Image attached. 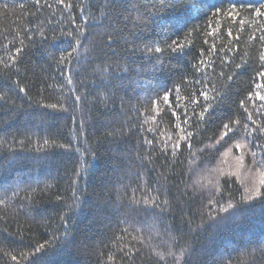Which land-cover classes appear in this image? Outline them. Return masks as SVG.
<instances>
[{
  "label": "trees",
  "instance_id": "trees-1",
  "mask_svg": "<svg viewBox=\"0 0 264 264\" xmlns=\"http://www.w3.org/2000/svg\"><path fill=\"white\" fill-rule=\"evenodd\" d=\"M65 2L73 8L56 0H40L39 5L36 0H0V95L6 97L0 100V264H27L21 253H31L34 244L65 232L61 217L68 219L72 181L81 169L80 202L69 219V241L43 264H264V208L258 201L237 219L221 224L209 219L212 213L229 215L210 205V198L225 207L229 201L237 203L260 179L251 152L245 150L242 166L233 144L241 141L244 124L249 129L264 125V101L255 97V85L262 82L256 73L264 17L254 15L264 0H206V15L188 21L163 11L160 0ZM233 4L240 13L235 20L227 16ZM217 8L224 11L213 17ZM104 12L109 13L107 19L101 17ZM77 26L85 29L83 35H77ZM193 27L197 31L186 37ZM40 28L45 39L38 34ZM214 28L219 33L208 35ZM253 34L256 39L250 40ZM76 38L81 47L72 52ZM174 39L185 44L182 52L146 51V46L164 48L165 41ZM213 43L217 51L209 52ZM69 52V60L57 63ZM10 55L17 57L15 63ZM200 60L212 67L201 65L196 71ZM205 85L209 90L215 85L219 95L205 122L197 127L192 119L191 127L184 126L197 133L192 151L182 143L176 156L161 152L158 141L168 134H185L175 128L183 119V108L176 104L177 86L183 105L199 97ZM165 91L171 92L180 120L163 101ZM259 91L264 95V89ZM77 95L80 102L75 101ZM48 104L63 108L42 107ZM188 109L191 115L200 107L189 104ZM249 113L252 120L247 119ZM237 119L236 134L217 144L222 124ZM253 135L264 144V135ZM252 151L259 159L262 150ZM33 188L37 192L29 201L25 189ZM156 196L169 202L159 216L157 209L142 203ZM133 198L141 203L128 207Z\"/></svg>",
  "mask_w": 264,
  "mask_h": 264
},
{
  "label": "snow or ice",
  "instance_id": "snow-or-ice-1",
  "mask_svg": "<svg viewBox=\"0 0 264 264\" xmlns=\"http://www.w3.org/2000/svg\"><path fill=\"white\" fill-rule=\"evenodd\" d=\"M56 3L59 5H63L66 9H72L73 8V4L71 2L66 3L65 0H56ZM36 4L39 5L40 4V0H36ZM206 4V0H160V7L163 11L170 13V14H174L178 20H184V21H188V20H194V19H198L200 16L202 15H206L205 10H204V5ZM21 8L24 7V5H20ZM50 7V5H49ZM251 7V6H249ZM262 8H264V5H262L261 7L255 8L254 10V15L256 17H264V11H262ZM81 13L84 12V8L81 7L80 8ZM224 11L223 9L217 8L215 10V12L212 13L213 17H218L220 16L221 12ZM240 13L237 12L236 10V5L233 4L231 6V8L227 11V16L228 18H231L233 20H235L237 17H239ZM102 19H107L109 17V13L108 12H104L101 14ZM88 17H83V21L87 22ZM72 23H75V19H71ZM255 22V21H254ZM239 23L241 25H243L245 23V21L243 19H239ZM186 26V25H185ZM260 29L262 31H264V24H261ZM77 35H83L85 29L83 27L77 26ZM197 31V29L195 27H193L187 34L186 37L189 35H192L193 33H195ZM219 33V28H214L212 29L211 33H208V35H216ZM39 36L41 37V39H45V31L44 28H40L38 31ZM67 35L72 36L73 33H67ZM227 35L229 37L232 36V30L228 29ZM108 40L112 41V36L108 35ZM236 39L238 40L239 37L237 36ZM250 40H254L256 39L255 34H253L252 36L249 37ZM259 41L261 42V50H259L258 52V56L257 59L259 61V65H260V70L256 73V76L261 78L262 82L261 83H256L255 87L256 89H258L255 92V97L256 99L260 100V101H264V95L261 94V91H259V89H264V34H261L259 36ZM23 44V42H21ZM205 43H207V40L205 41ZM75 44L76 47L72 49V52H76L77 49H79L81 47V41L76 38L75 39ZM165 47L161 48L160 46H158L157 44H152L151 46H146V51L149 53H163L164 51H170L173 53L176 52H182L185 48V44L181 43L179 40H172V42L169 44L167 43V41L164 42ZM23 50L22 47L20 48H16L15 52L17 54L21 53ZM217 51L216 45L215 43H213L211 45V47L209 48V52H215ZM219 51H224V48H220ZM228 51H233L232 48H229ZM72 52L67 53L66 55H61L59 57V59L57 60V63H64L66 60H69L72 56ZM10 62L15 63L17 60L16 56H11L9 57ZM157 60H159V57L156 58ZM0 63H3V61H0ZM204 65L206 68H211L212 64L211 62L205 61V60H200L198 61V63L196 65H194L196 71H200V66ZM9 65L5 64V68H7ZM242 65L241 64H237L235 67L236 68H240ZM17 71H19V69H17ZM221 76L224 75L223 72L220 73ZM227 79L231 80L232 76H228ZM67 82L68 84H72V79L69 76L67 78ZM197 83H201L200 81H197ZM19 87V85H17ZM177 107H182L183 108V119H182V123L175 125V128L179 130V132L185 133L183 135H178L176 137H173L171 134H168V138L162 141H158L159 143L162 144L161 147V152L163 153H168L169 151L172 152L173 156H176V154L181 150L182 148V143L187 145L188 151L191 152L192 151V139L194 135H197V133H194L193 131H189L188 128L184 127V126H188L191 127L190 124V120L195 119L196 121V125L197 127H199V125L203 122L206 121V118L210 115L214 105L212 103L213 100H216L219 93L217 92V89L215 87V85L212 86L211 90H209L207 88V86H202L200 92H199V97H195L191 100L185 101V103L183 105H181L180 103V98H179V88L177 86ZM19 92L21 93H26V89L24 87H19ZM210 92L212 93H217L216 95H210ZM253 96V93H249L248 94V98L251 99V97ZM170 98H171V92L169 91H165L163 94V101L165 102L166 106L171 110V114L172 116L177 119L180 120L181 117L180 115L177 114V108H174L170 102ZM203 99L204 103L203 105L200 104V99ZM6 97L3 95H0V100H5ZM82 99L81 96L77 95L75 96V101L76 102H80ZM85 102H87V97H84ZM195 105L200 107V110L197 112L195 110H193L191 112V115H189V109H188V105ZM240 106L241 108H244L245 112H247V108H245V102L244 100L240 101ZM42 107H47V108H51V109H57L59 108H63V105H58V104H48V105H42ZM262 107H264V105H262ZM151 119L153 121H155L157 119L156 116H152ZM248 120H252V115L251 113L248 114L247 116ZM253 125L256 124L255 121H252ZM240 125V120H229V122L223 123L222 124V129H221V134L220 137L216 140V143L219 144L221 140H223L225 137H230V134L235 135L236 132L238 131V127ZM244 128V134L241 137V141H237L234 142L233 147L237 150V152L239 153V155L237 156V159L240 161L241 165H244V160H245V150H247L248 152H251V155L253 157L252 159V166L256 167V171L259 173L260 175V179L258 181V184L254 183L253 186L251 188H246L245 192L247 193V195L242 196L240 201H238L237 203H232L231 201H229L227 203V206H223L219 204V201L216 199H209V204H216L219 207V212L220 213H229L228 216H221L218 213H212L209 216V219L212 220L214 223H218L221 224L226 220L229 219H237L239 218V216L248 210V208L252 207L253 204L255 202H259L260 206L262 208H264V191H261L262 189H264V171H261V169H264V144H260L258 142V140L256 139V137L253 135L254 133H258L261 135H264V125L259 126V127H253L251 129H249L248 124H244L243 125ZM149 131H156V129H149ZM162 135H164L162 133ZM45 145H47L49 143L48 140L44 141ZM54 143V142H53ZM147 144L152 145L154 143V141L152 140H147L146 141ZM60 147H67V148H71L72 145H61ZM252 147H256V148H260L262 151L260 153V158H257V153L255 151H252ZM81 149H77V151H80ZM86 151V149H85ZM252 168L249 167V171L251 172ZM81 171H77L76 172V176L75 179H73L72 181V191H73V206L72 208H69L68 211L65 213V215L68 217V219H65L64 216L61 217V221H62V225L65 227V232L58 236V237H53L52 239L48 240V241H44L43 243L40 244H34L33 247V251L31 253L28 254H24L21 253V259L27 261V264H43L44 258L46 256H48L51 252H53L55 249L60 248L63 246L65 241H69V233H70V229L68 228V223H69V219H71V215H72V211H74V209L76 207L79 206V202H80V197L79 195H77L78 192V184L79 181L81 179ZM197 184L199 183L198 181L196 182ZM199 189H197L198 191ZM151 191V190H149ZM26 192V196L25 199L27 200H31L32 197L36 194L37 189H25ZM220 193V189L219 187L215 188V194L219 195ZM185 195H187V193H184ZM14 196L19 195V192H14L13 193ZM62 197H57V200H61ZM4 203L3 200H0V204ZM141 201H138L136 199H132L129 202L128 207H132L134 205H138L140 204ZM143 204L149 205L152 208H155L158 210L157 215H162L165 211H167V205H168V200L165 199L164 201H160L159 197H152V198H145L142 201ZM231 210V211H230ZM155 220V217H154ZM153 227H155V224L153 225ZM125 232H127V229H124ZM119 239V238H118ZM54 241H56V243L54 244ZM140 242L143 243V237H140ZM120 251H123V249H120ZM125 256H128L129 258H131L130 252H124ZM168 255H173L172 252H169ZM181 255H183V250L181 252ZM157 256L163 260L164 254L162 253H157ZM11 259L13 261H17V256L13 255L11 257ZM109 260L113 259V256L111 254H109L108 257Z\"/></svg>",
  "mask_w": 264,
  "mask_h": 264
}]
</instances>
